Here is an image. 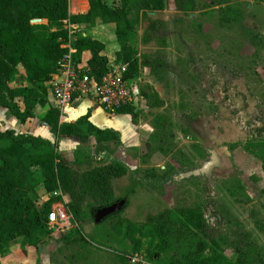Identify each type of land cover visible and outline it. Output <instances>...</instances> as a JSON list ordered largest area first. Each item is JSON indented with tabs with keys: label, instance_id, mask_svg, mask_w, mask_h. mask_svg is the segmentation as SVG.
<instances>
[{
	"label": "rangeland",
	"instance_id": "1",
	"mask_svg": "<svg viewBox=\"0 0 264 264\" xmlns=\"http://www.w3.org/2000/svg\"><path fill=\"white\" fill-rule=\"evenodd\" d=\"M106 1L111 5L120 3L119 0ZM197 2L196 9L188 12L177 9L175 0H166L162 10L150 11L136 5L131 11L130 17L135 23L133 46L140 56H149L152 68L142 67L139 75L132 79L136 89L134 116L137 125H141L139 141L135 143L131 135L124 138L126 142L135 143L125 153L130 168L126 175L114 180L115 195L120 200H128L127 205L118 215L103 222L104 218L96 221L92 209L96 205L88 197L80 221L75 222L70 216L68 223L61 220L49 223L54 232L72 233V242L45 237L38 247L27 246L23 250L19 239L15 241L18 245L0 254L2 264H136L131 259L136 254L142 256L144 262L138 264H161L158 257L149 256L144 249L134 250L132 242L117 233L113 224L118 219L146 222L150 216L182 206L196 207L203 214L211 229L209 236L215 237L233 260L264 264V169L258 159L261 151L255 148L250 153V149L243 147L259 162L254 158V164L246 156L245 169L232 163V167L228 165L217 174L205 166L209 153L191 127L193 121L219 115L218 109L223 107L233 114L236 123L245 122L247 137L241 142L261 134L259 126L264 123V0ZM74 3L77 4L76 0ZM72 6L73 0H70ZM227 7L233 13L229 22L222 18V8ZM149 21L160 25V30L152 37ZM34 22L47 23V20ZM64 26L70 30L69 24L64 23ZM83 30L73 27L71 36L77 37ZM110 35L100 36L106 43L103 55L108 65L117 62L108 55L120 46L114 28ZM13 83L24 82L16 75ZM152 88L165 101L163 106L150 105L154 100ZM145 93L149 97L146 98ZM78 104L69 111V116L78 112ZM48 107L49 104L38 108L33 119L42 116ZM118 115L111 114L117 119L116 123L127 127L131 115ZM111 116L95 108L96 118L104 120ZM4 117L0 115V120ZM126 127L123 131L130 133L132 130ZM247 143L255 144L256 140H247ZM119 144L114 141L96 143L94 138L81 143L77 137L62 136L58 151L71 160V166L80 174L112 161ZM156 148L161 152H156ZM35 192L43 200L57 194L48 193L42 184ZM64 198L71 200L69 193ZM59 208H65L62 202L53 204V210ZM178 235L173 233L169 254L181 257L187 251L188 236L179 238ZM121 254L125 255L126 262H122Z\"/></svg>",
	"mask_w": 264,
	"mask_h": 264
},
{
	"label": "trees",
	"instance_id": "2",
	"mask_svg": "<svg viewBox=\"0 0 264 264\" xmlns=\"http://www.w3.org/2000/svg\"><path fill=\"white\" fill-rule=\"evenodd\" d=\"M88 1L87 12L73 14L70 0H0V107L8 109L21 122L33 118L38 108L49 104L48 82L70 48L76 49L72 55L77 62H81L84 51H90L85 67L97 81L108 71V60L102 54L105 43L90 32L100 22L115 23V35L120 45L115 59L126 65L125 79L136 78L142 67L152 68L149 56H140L133 46L135 23L130 14L136 5L150 11L162 10L166 0H119L118 5H111L106 0ZM197 4V0H175L177 9L186 12L195 10ZM232 17L228 7L222 8L224 21L229 22ZM38 19H46L47 23L34 22ZM65 21L81 25L85 35L80 33L72 38L64 26ZM148 28L152 37L160 30V25L149 21ZM16 75L24 83L15 85L13 78ZM152 92L154 100L150 105L163 106L165 101L158 91L152 88ZM134 110L133 105H128L116 114H130L132 122L137 124ZM90 117L91 111L87 110L73 122L62 121L60 110L49 105L42 119L50 126L56 141L31 133H16L13 129L0 130L1 255L18 245L15 241L19 239L23 250L27 246L38 247L45 237L72 242V233L54 232L49 225L48 217L54 203L62 202L72 219L78 222L88 197L96 205L92 208L93 216L97 209L120 200L115 195L114 180L127 174L126 164L114 160L78 174L58 151L61 136L77 137L81 143H87L91 136L99 143H120L118 131L101 128ZM251 139L256 143H247ZM247 140L246 143H231L229 148L232 150L243 144L250 153L256 148L261 151L258 159L264 169V137L258 135ZM41 184L48 193L57 194L47 200L41 199L35 192ZM68 193L70 201L64 198ZM127 203L128 200L124 207ZM121 211L108 215L102 222ZM174 225L177 227L173 228ZM112 228L126 236L134 250L144 249L149 256L158 257L161 264H246L240 259L233 260L219 246V241L209 236L210 226L196 207L166 209L142 223L118 219ZM76 232L80 233V229L76 228ZM173 233H179V238L188 236L187 251L181 257L169 254ZM206 249L209 252L206 253ZM120 258L126 262L124 254Z\"/></svg>",
	"mask_w": 264,
	"mask_h": 264
},
{
	"label": "crops",
	"instance_id": "3",
	"mask_svg": "<svg viewBox=\"0 0 264 264\" xmlns=\"http://www.w3.org/2000/svg\"><path fill=\"white\" fill-rule=\"evenodd\" d=\"M79 0H76L77 4L74 3L73 0V6L70 7V12L73 14L76 13H85L89 9V1L88 0H81L80 3H78ZM76 8V9H75ZM65 23H67L65 21ZM68 24V23H67ZM70 25V24H69ZM77 27H81L79 24H74ZM114 28L115 32V23H98L95 27L92 28V35L103 41H105L100 38V36H104L107 33L110 35V30ZM82 34L85 35L84 30L82 31ZM111 36V35H110ZM115 43V42H114ZM112 47H115L114 45ZM106 48V43H105ZM120 48V46H119ZM118 49H113L115 52L110 51L111 53L108 55L110 59L114 57L116 58V51ZM105 50V49H104ZM104 52V51H103ZM102 54H105L103 53ZM114 55V56H113ZM91 56L90 51H84L83 52V61H87ZM90 96H78L70 106V108L66 111V116L62 118V121L65 119V121L73 122L75 121L80 115L84 114L87 110L91 111V117L90 120L97 126L101 128H112L120 133V144L118 145V149H116V156L113 158L114 160H119L126 164L128 169L130 168L128 157L126 151L128 150V147L130 145H134L139 141V134L141 125L134 124L131 120V116H128L129 125L122 126L121 122L116 123L117 119H113L111 114L105 112L103 108L98 104L97 101H95L92 97L89 99ZM78 104V112L74 114V116H69L68 113L72 109L73 106ZM95 108L105 113L107 116H111L110 118H105L104 120H100L95 117ZM47 110V109H46ZM219 115L212 116L209 118H205L204 120L199 121H193L191 123V127L194 129V131L199 135L203 146L206 148L207 152L209 153V159L207 162H204L205 166H207L209 163L211 164L210 168L212 169V172H222V170H226L227 166L229 165L232 167V163L238 165L240 168L245 169L244 165V158L247 156L252 163L255 164L256 161L259 162V160L255 157L252 158L251 155H248L247 152L243 150L242 146H237L234 149H230L229 145L234 142L242 141L244 138L247 137L246 133L244 132L245 122L243 120L236 123V118H233V114H231L227 109L221 107L218 109ZM251 112V110H249ZM248 111V113H249ZM46 111L43 112L42 116H39L37 118H30L28 121L21 122L17 118H12V114L8 111V109L4 107H0V115H4V119L0 120V130H6V129H13L16 130V133H31L34 135H40L44 138H47L51 141H54V133H52L50 126L43 121L42 117L45 114ZM122 116L121 114L118 115V117ZM127 119V118H126ZM37 121V122H36ZM36 122V125L35 123ZM34 123V124H33ZM124 127L130 128L132 131L128 133L127 131H123ZM261 128V135L264 137V123H260ZM123 128V129H122ZM134 133V135H133ZM134 136L136 141L134 142H126L127 139L124 140V138H128L129 136ZM62 137V136H61ZM90 138H94L91 136ZM95 140V138H94ZM96 141V140H95ZM97 143V141H96ZM129 143V144H128ZM158 150L156 148V152ZM121 152V153H118ZM121 154V155H120ZM232 159V160H231ZM67 161H71L70 159H66ZM218 174V173H217ZM29 249V248H28ZM29 251V250H28Z\"/></svg>",
	"mask_w": 264,
	"mask_h": 264
},
{
	"label": "built area",
	"instance_id": "4",
	"mask_svg": "<svg viewBox=\"0 0 264 264\" xmlns=\"http://www.w3.org/2000/svg\"><path fill=\"white\" fill-rule=\"evenodd\" d=\"M68 24H70L69 34L71 36L73 33L71 29L77 26ZM64 46H68V44ZM75 51L76 49L70 48V52L59 62L57 72L48 82L49 105L60 110L61 120L66 116L67 109L78 96L92 97L109 114H116L117 110L128 105L135 107L136 89L133 87L132 79L124 77L127 68L125 64L121 62L109 64L108 71L97 81L90 73V69L85 67V61L74 60L72 54ZM70 216L65 208L52 209L48 217L49 223L57 220L68 223ZM131 259L136 264L143 262L142 256L138 254L133 255Z\"/></svg>",
	"mask_w": 264,
	"mask_h": 264
},
{
	"label": "water",
	"instance_id": "5",
	"mask_svg": "<svg viewBox=\"0 0 264 264\" xmlns=\"http://www.w3.org/2000/svg\"><path fill=\"white\" fill-rule=\"evenodd\" d=\"M251 157L255 158L254 156H251ZM210 165L211 164L209 163L207 166L211 167ZM125 202H126L125 199H121L120 201H117V202H115L109 206H105V207L97 209L95 212V220L100 221L103 218L107 217L108 215H110V214H112L118 210H121V208L124 206Z\"/></svg>",
	"mask_w": 264,
	"mask_h": 264
},
{
	"label": "flooded vegetation",
	"instance_id": "6",
	"mask_svg": "<svg viewBox=\"0 0 264 264\" xmlns=\"http://www.w3.org/2000/svg\"><path fill=\"white\" fill-rule=\"evenodd\" d=\"M257 135H258V134H257ZM257 135H256V136H257ZM260 135H261V134H260ZM252 136H253V135H251L250 137H252ZM260 177H261V176H260ZM262 181H264V178H262ZM261 191H262V189H261Z\"/></svg>",
	"mask_w": 264,
	"mask_h": 264
}]
</instances>
